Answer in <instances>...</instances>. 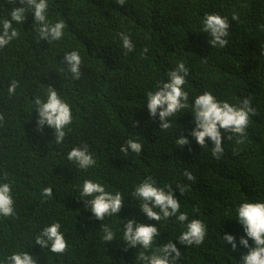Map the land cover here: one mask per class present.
Here are the masks:
<instances>
[{
  "label": "trees",
  "instance_id": "trees-1",
  "mask_svg": "<svg viewBox=\"0 0 264 264\" xmlns=\"http://www.w3.org/2000/svg\"><path fill=\"white\" fill-rule=\"evenodd\" d=\"M11 7L0 0V12ZM233 13L238 21L231 20ZM206 14L229 18L226 47L213 48L211 37L202 32ZM49 19L65 22L60 41H38L28 14L18 26L20 38L0 52V113L5 116L0 182L11 183L16 212L12 218L0 217V264L19 251L37 264H144L140 253L151 255L169 241L181 253L177 264H240L248 250L239 240L247 237L235 210L245 201L264 202V0H126L124 6L116 0H49ZM118 34L131 38L133 52L125 54ZM71 51L81 56L78 80L62 62ZM181 62L188 68L184 90L189 107L169 118L171 127L163 130L158 115L151 117L147 109V93L166 83ZM13 80L20 86L9 98L7 86ZM48 87L73 113L59 145L54 129H38L32 103L37 96L46 99ZM204 92L234 105L251 98L256 109L243 143L222 132L219 159L210 140L202 148L191 136L196 127L191 105ZM181 136L188 145L176 143ZM130 139L142 144L141 154L120 151ZM85 145L96 161L86 171L67 159L69 151ZM185 171L195 180L189 181ZM149 176L157 187H172L189 220L206 224L200 246L180 244L177 238L185 229L175 217L158 224L142 213L133 193ZM86 179L123 194L117 216L100 221L92 215L83 200L91 198L80 195ZM180 186H186L182 195ZM46 187L52 188L51 197L42 196ZM130 219L160 231L152 249L130 248L123 241V223ZM53 222L61 224L68 243L62 255L35 244ZM103 223L116 233L115 240H102ZM225 234L236 238V251L223 242Z\"/></svg>",
  "mask_w": 264,
  "mask_h": 264
},
{
  "label": "clouds",
  "instance_id": "clouds-1",
  "mask_svg": "<svg viewBox=\"0 0 264 264\" xmlns=\"http://www.w3.org/2000/svg\"><path fill=\"white\" fill-rule=\"evenodd\" d=\"M116 3L124 6L126 0H116ZM2 4L12 7L0 12V52L20 38L21 32L18 26L25 23L28 14L33 16L38 41L46 40L51 43L60 41L64 37L65 22L62 19L56 22L49 19V0H2ZM231 20L238 21L239 15L233 13ZM230 28L229 18L219 14H206L202 21V32L211 37L210 44L213 48H224L228 45L227 38L230 35ZM118 35L125 54L133 52L135 46L131 38L123 34ZM144 51L146 52L147 49ZM62 62L67 65V71L71 73L73 79H80L82 61L79 52L67 53ZM187 75L188 68L184 63H178L176 69L168 73L166 83H162L154 92L147 93V109L151 117L156 118L158 115L160 127L163 130L171 127L169 118L189 107V93L184 90ZM19 86V82L15 80L8 84L9 98L17 94L16 90ZM32 103L38 113L36 121L38 129L42 130L44 126L54 129V142L58 145L62 144L66 137V129L73 122L71 106L52 87H48L46 99L37 96ZM251 104V98L242 99L238 105H234L226 101H218L210 92L198 95L191 105V113L196 125L191 136L202 148L206 147V140H210L214 145L211 148L212 154L219 159L224 153L222 132L239 137L238 144L244 142L250 118L256 115V109ZM4 122L5 116L0 113V126ZM227 139L231 140L232 136L228 135ZM176 143L184 147L189 144V140L181 136ZM120 151L125 155L129 151L139 155L142 153V144L130 139L120 148ZM67 159L75 162L80 169L85 171L96 164L87 145L73 148L68 152ZM184 175L189 181L195 180L189 171H185ZM185 190L186 186L179 187L181 195ZM52 192L51 187H46L43 189L42 196L51 197ZM12 193L11 183L0 182V217L12 218L16 215ZM80 195L91 198L83 200L92 215L100 221H104L106 217L117 216L124 207V197L121 192H109L101 183L92 180H84ZM133 195L141 201L140 210L149 220H154L159 224L162 220L175 217L179 223L184 225L185 230L177 238L180 244L190 247L200 246L204 242L207 235L206 224L199 219L189 220L188 214L181 211V204L175 198L171 186L157 187L156 182L149 176L136 186ZM235 211L236 220L243 226L247 237L242 236L239 240V246L248 250L247 254L241 256L240 264H264V202L245 201ZM102 231L103 241L115 240L116 233L109 225L103 223ZM159 235L160 231L157 227L137 223L135 219L123 223L122 239L130 248L139 246L144 250H150ZM249 240L254 242V246L249 245ZM223 242L230 244L233 251L238 248L233 235L225 234ZM35 244L58 255L64 254L68 249V243L61 232L59 222L45 226L36 236ZM180 258V251L171 241L157 248L151 255L144 253L139 255V259L144 264H177ZM5 264H37V260L28 252L19 251L7 256Z\"/></svg>",
  "mask_w": 264,
  "mask_h": 264
}]
</instances>
